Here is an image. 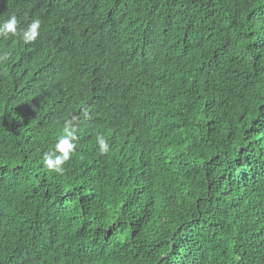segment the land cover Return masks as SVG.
I'll return each mask as SVG.
<instances>
[{"label":"trees","instance_id":"16d2710c","mask_svg":"<svg viewBox=\"0 0 264 264\" xmlns=\"http://www.w3.org/2000/svg\"><path fill=\"white\" fill-rule=\"evenodd\" d=\"M12 15L0 264H264V0H0Z\"/></svg>","mask_w":264,"mask_h":264},{"label":"clouds","instance_id":"9594fccd","mask_svg":"<svg viewBox=\"0 0 264 264\" xmlns=\"http://www.w3.org/2000/svg\"><path fill=\"white\" fill-rule=\"evenodd\" d=\"M17 18L15 15H12L7 21L0 25V35L7 36L9 33L16 35L17 34ZM39 27V21H34L27 30L23 32V38L27 40L35 39L37 35V29ZM69 136L71 133H67L66 136L61 137L59 142L56 144V149L63 153L62 156H56L55 159L52 158V155L46 154L44 159L45 162L56 172H62V165L69 159V149L72 148V145L69 141ZM99 146L102 152L108 150L107 141L104 138L99 139Z\"/></svg>","mask_w":264,"mask_h":264}]
</instances>
